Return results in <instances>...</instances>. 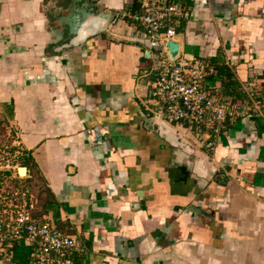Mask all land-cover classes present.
Instances as JSON below:
<instances>
[{
    "label": "crops",
    "instance_id": "obj_1",
    "mask_svg": "<svg viewBox=\"0 0 264 264\" xmlns=\"http://www.w3.org/2000/svg\"><path fill=\"white\" fill-rule=\"evenodd\" d=\"M181 54L216 67L221 95L264 104V0H184ZM140 0H0V140L32 214L76 237L75 264H264V117L241 115L208 148L154 119ZM207 138V136H206ZM26 167V173L20 168ZM2 208V207H1ZM32 243L0 245L31 264Z\"/></svg>",
    "mask_w": 264,
    "mask_h": 264
},
{
    "label": "built area",
    "instance_id": "obj_2",
    "mask_svg": "<svg viewBox=\"0 0 264 264\" xmlns=\"http://www.w3.org/2000/svg\"><path fill=\"white\" fill-rule=\"evenodd\" d=\"M138 14L121 12L117 20L130 18L148 38L149 52L157 63L159 77L149 87L146 100L154 119H163L196 129L202 142L212 148L215 138L243 113L252 112L264 117V104L250 93L252 103L241 107L223 96L213 82L216 67L206 57L182 55L171 59L167 41L175 40L177 29L191 18V9L184 0H140ZM207 136V138H206ZM16 141V142H15ZM0 140V245L12 247L23 239L34 246L31 264H75L76 256L85 246L74 236L61 231L49 222H37L29 202L32 194L22 183L11 184L15 176L21 147ZM2 207V208H1Z\"/></svg>",
    "mask_w": 264,
    "mask_h": 264
},
{
    "label": "water",
    "instance_id": "obj_3",
    "mask_svg": "<svg viewBox=\"0 0 264 264\" xmlns=\"http://www.w3.org/2000/svg\"><path fill=\"white\" fill-rule=\"evenodd\" d=\"M167 45H168L169 54H170L171 59L177 58V56H179L180 50H181L180 43L174 42L172 39H169L167 41ZM20 170L24 174L27 171L26 167H21Z\"/></svg>",
    "mask_w": 264,
    "mask_h": 264
}]
</instances>
